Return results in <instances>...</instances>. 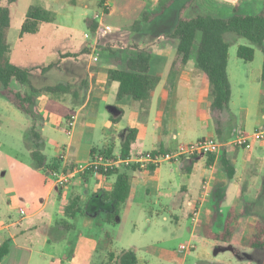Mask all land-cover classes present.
I'll use <instances>...</instances> for the list:
<instances>
[{"label":"crops","instance_id":"1","mask_svg":"<svg viewBox=\"0 0 264 264\" xmlns=\"http://www.w3.org/2000/svg\"><path fill=\"white\" fill-rule=\"evenodd\" d=\"M31 1L33 3L28 5L27 11L31 7H40L51 12L54 21L42 25L36 34L20 37L18 33L17 42L35 41L36 48L32 51L38 55L37 59L25 60L26 56L20 57V51L10 44L7 57L11 64L31 70L30 81L34 88L60 87L53 92L39 93L34 108L39 117L36 127L43 141L41 153L47 162L59 157L61 167L58 171L86 164L92 150L98 153L101 149L111 148L113 156L120 154L128 129L136 131L129 152V156H135L147 151H175L180 144L205 137L229 142L238 134H249L264 125V87L260 81L262 63L258 78L252 79L250 74L244 78L237 76L233 89L228 56L226 72L230 101L223 111H212L207 76L196 68L193 59L180 63L177 41L168 37L171 31L156 33L158 21L169 10L175 11L173 28L183 6L176 7V0ZM212 1L218 5L222 2L239 3V0ZM104 7L107 12L95 19L94 16ZM26 13L19 22L20 28ZM87 21L96 24L95 32L89 31ZM87 33L89 38H85ZM139 50L150 54L148 75L158 79L146 102L127 96L118 98L119 84L107 77L109 70L124 69L125 63L134 59ZM23 53L28 55L30 51L22 50ZM15 58H20L18 63L13 61ZM27 90L22 87L21 91ZM236 115L241 116L240 123L231 125V119ZM71 116L75 120L73 129L67 143L61 145L56 131H65L66 121ZM31 124L30 120L29 128ZM47 148L48 152H54L49 159L45 153ZM223 153L234 168L230 180L220 165L221 154L215 155L210 165H207L208 156H196L155 168H121L129 169L130 193L120 213L122 210L131 212L135 199L143 196L145 201L158 206L156 216H163L162 219L166 220L164 214L170 209L180 210L191 224L189 238L200 237L212 242V249H205L206 259L198 262L254 264L257 258L263 264L264 255L254 254V250L243 247L241 242L256 222L264 220V205L258 203L264 188V141L254 143L250 150L229 147ZM163 165H167L166 171L170 173L177 169L187 175L180 186L184 196L172 198L171 191L164 190L163 184L169 183L170 179L161 169ZM34 169L42 172L48 191L37 204L28 199L24 207L14 209L10 206L9 210H16L17 220L9 219L4 223L0 219V243L5 240L10 243L9 252L0 264H106L109 254L114 256L112 264H116L115 257L121 252H114L111 247L121 236L116 231L121 223L120 214L112 226L102 223L100 217H65V208L74 199L83 206L92 194L110 192L115 175L94 176L86 172L73 176L66 187L58 188L44 168ZM229 186H232L234 201L224 213L222 206ZM195 189L199 197L192 200L190 194ZM219 192L223 195L220 216L214 219L213 198ZM245 194L247 199L244 201ZM198 205L200 215L198 223L193 225L190 213ZM231 208L235 209L239 219L230 241L205 238L207 229L215 233L221 230ZM19 209H24L25 215H20ZM148 212L152 213L153 207H148ZM169 216L174 222L179 221L177 215L170 212ZM145 221L151 223L148 218ZM233 243L237 248L231 247ZM188 244L195 249L191 240ZM131 250L135 253L136 247ZM179 254V247L169 250L148 245L145 249L146 256L168 264L182 263ZM136 258L137 264H147L145 259L137 255Z\"/></svg>","mask_w":264,"mask_h":264},{"label":"trees","instance_id":"2","mask_svg":"<svg viewBox=\"0 0 264 264\" xmlns=\"http://www.w3.org/2000/svg\"><path fill=\"white\" fill-rule=\"evenodd\" d=\"M16 0H0V98H4L16 110L31 120V127L27 132L28 147L32 159V165L36 169H45L46 172L58 171L61 167L59 157L52 158L49 162L41 153L42 137L37 130L36 124L39 117L35 114L37 96L41 92H53L60 87L34 88L31 85V70L19 68L8 61L9 43L7 33L10 26V12L8 6ZM185 3L179 10L173 29L169 38L177 41V54L181 64L193 59L196 68L208 78L209 95L212 99V111L221 112L228 107L230 101V86L227 77V57L229 42L225 34L233 33L238 37L246 39L251 45L258 47L263 54L260 81L264 87V0L262 9L257 15H242L237 13L236 6L227 18L210 15H197L193 18H185L184 12L191 5ZM144 19V15H143ZM54 21V15L40 7H31L21 25L19 36L36 34L39 28ZM138 25L135 24V27ZM89 31H96V24L87 21ZM238 59L251 62L254 58V49L251 46L239 45L236 50ZM150 54L145 50H139L134 59L125 63V68L120 70H109L107 77L109 81L119 84L118 98L130 97L135 101L146 102L155 88L158 79L148 75ZM46 69V68H45ZM13 83L21 87H27V91L16 90L11 87ZM136 139V131L128 129L124 135L120 147V156H129L131 145ZM111 148H104L98 153L112 156ZM92 155L96 153L91 151ZM220 165L226 173L227 179H232L234 168L224 153H220ZM214 155H209L207 165L213 162ZM152 170V169H151ZM66 171V170H65ZM129 169L113 170L107 176L115 175V182L110 192L98 191L92 194L83 206L78 205V199H74L65 208V217L74 219L76 216L96 218L107 225H114L119 217L123 205L126 203L130 193ZM222 193L215 196L212 206L214 219L220 216L219 210ZM239 216L234 208H231L221 225L218 233L207 229L204 237L214 241L229 242L238 222ZM243 247L252 250L264 251V220L256 222L251 232L246 235L242 242ZM10 243L5 240L0 243V263L9 252ZM112 260L114 256L109 254ZM109 259V260H110ZM116 264H137L138 260L134 251H122L115 257ZM264 264V260H263Z\"/></svg>","mask_w":264,"mask_h":264},{"label":"rangeland","instance_id":"3","mask_svg":"<svg viewBox=\"0 0 264 264\" xmlns=\"http://www.w3.org/2000/svg\"><path fill=\"white\" fill-rule=\"evenodd\" d=\"M190 1L191 0H176V7L182 6ZM31 3H33L31 0H17L10 8L6 3H3L4 6H8L10 12L11 22L7 33L8 43L12 45L13 48H16L17 51H20V57L21 55L24 57L26 56L24 58L25 60L32 58L37 59L38 56L32 51L36 48L35 41L17 42L20 29L19 22L24 17L27 7ZM262 3L263 0H239L236 10L237 13L242 15H257L262 9ZM234 8L235 4L230 2H222V5H218L213 3L212 0H195L193 5L184 12L183 16L185 18H193L197 15H210L227 18L231 15ZM174 13L175 11L169 10L165 16L158 21L156 33L159 34L172 31L173 28H171V25L175 15ZM225 39L229 42V75L233 89H235V78L237 76L244 78L247 74H250L249 76L252 77V79L258 78V68L263 60L261 50L251 45L246 39L238 37L233 33L225 34ZM239 45L251 46L254 49V61L244 62L237 58L236 50ZM22 50L30 51V53L28 55H26V53L21 54ZM18 59L20 58H15L13 61L18 63ZM11 87L16 90H22V87L16 83H13ZM236 116V118L232 117L231 125L235 122L239 125L241 116ZM29 124L30 119L27 116L16 110L4 98H0V219L4 223L8 222L9 219H18V216L14 212L16 210H9L10 206H13L14 209L24 207L28 199L37 204L40 199H44L48 191V185L44 183L42 172H36L32 165L27 139ZM56 133L61 139V145L66 144L68 137L66 129L65 131L59 129ZM48 151L49 149L47 148L45 153L49 159L54 155V152L53 150L52 152ZM161 169L164 170L163 172L166 177L170 179L168 181L169 183L163 184L164 190L169 189L173 194L172 198L184 196L180 191V186L184 183L187 175L177 169L170 173L168 170L166 171L167 165H163ZM231 187L232 186H229L228 188V196L222 206L224 213H226L234 201ZM190 195L192 200H195L198 199L199 192L195 189ZM246 197L245 194L242 200L245 201L247 199ZM258 203L264 205V188L258 198ZM150 206L153 207L152 213L148 212V207ZM157 208L158 206L153 205L149 201H145V197L141 196L135 199L131 212L122 210L120 213V226L116 227L117 234L121 233V236L112 245L111 249L114 252H122L136 247L135 253L137 257L145 259L147 264H168L154 257L146 256V247L150 245L172 250L177 249L181 244H188V241L191 240L195 249L188 251L185 256H183V253L179 252L181 254H179L178 258L182 263L177 262L173 264H196V262L206 259L205 249L211 250L212 248H210V245L212 242L205 241L200 237L189 238L191 224L188 219L183 216L182 211L170 209V212L177 215L179 218V221L176 223L169 216L170 212L164 214L166 220L162 219L163 216H156L155 210ZM146 218L151 221L150 224L146 223ZM231 247L237 248L236 243H233ZM235 254L241 256L238 252H235ZM254 254L262 256L264 252L261 250H254ZM111 261V259L106 261V264H112L113 262ZM241 261L246 262L247 260ZM261 261L262 260L256 258L254 264H262ZM235 262L237 261L235 260L234 263ZM197 264L209 263L198 262Z\"/></svg>","mask_w":264,"mask_h":264},{"label":"built area","instance_id":"4","mask_svg":"<svg viewBox=\"0 0 264 264\" xmlns=\"http://www.w3.org/2000/svg\"><path fill=\"white\" fill-rule=\"evenodd\" d=\"M103 1V0H102ZM107 12L104 7L100 14L94 16L95 19L100 18ZM90 35L85 34V38H89ZM93 61L96 62L97 58L94 57ZM74 117L71 116L66 121V133L71 134L74 125ZM264 141V125L255 128L249 134H238L229 142H220L211 138H202L195 142L188 144H180L175 151L160 152V151H147L135 156H127L122 158L120 154L115 156H105L100 153H95L91 156L90 160L86 164L73 165L68 170L52 171L49 172V176L52 179L56 187H66L71 183L73 176L78 174H84L89 172L94 176H106V174L113 170H119L121 168H137L148 169L149 167H159L161 164L170 163L175 160L191 159L196 156H209L218 155L231 148H240L250 150L254 143ZM20 215H25L24 209H19ZM200 215L199 206L195 207L191 212V221L193 225L198 223ZM193 249L191 244L180 245L179 252L185 254Z\"/></svg>","mask_w":264,"mask_h":264}]
</instances>
